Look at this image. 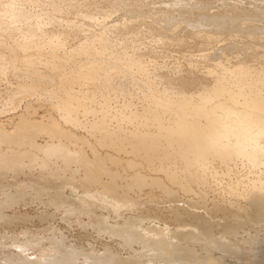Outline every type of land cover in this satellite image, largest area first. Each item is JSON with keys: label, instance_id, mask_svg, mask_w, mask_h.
<instances>
[{"label": "rangeland", "instance_id": "374dc122", "mask_svg": "<svg viewBox=\"0 0 264 264\" xmlns=\"http://www.w3.org/2000/svg\"><path fill=\"white\" fill-rule=\"evenodd\" d=\"M5 1H9L12 4L15 3L19 10H23V12L22 10L21 12L22 14L24 13V16L22 15L19 21H17L18 26L21 24L20 27H22V30L28 31V29H33L32 31L29 30L31 31L30 33L33 32V37L38 33L36 39L39 40L53 39L52 41H54L57 49L55 46L51 48H53V50L55 48L54 52L60 55L57 54V56L62 58L63 56L66 57L68 53H73L76 50L75 48H77V45L81 46V44H91L93 42L92 47L96 50L101 49L102 46L108 45L106 49H104L105 51L102 50V55L97 57L94 56L95 58L92 56L94 59L97 58L96 60H101L103 65L112 66L111 68L113 69L114 65L112 64L114 63L108 62L107 56H110V54H113V56L114 54L124 55L123 53H125V55L129 57L130 60L136 62L141 69L139 72L138 68H132L129 72L124 66H114V71L112 70L111 73H109V85L101 82H93V84L87 85L79 82L77 83V81H69V84H64V81L63 84H60V82H57L56 79L58 78L55 74V76H51L54 71L50 70L51 72L53 71V73H51L46 66L40 63H37L35 71L32 70L31 72L25 70L20 62L9 67L4 74L0 72V111H4L3 114L0 112V122L4 125L0 124L3 127L7 125L5 128L10 129V125L4 122L6 120L5 117L20 113L22 111L21 107H24V103L30 100L28 101L32 106H30V109L36 111L34 114L35 116L30 115L32 118L44 122L47 120V117L51 118V115H53L54 117L52 118H56L63 127L67 125L65 127L66 129L70 128L72 132L77 130L74 132L77 135L81 134V140L84 139L85 144H87L80 143L81 145H85L82 146V151L84 148V154L89 157L91 156V146L95 147L96 152L100 151L99 153H102L104 151L103 147L97 146L95 136L93 137V135L86 132L87 130H82L85 128H83V126H80L81 129L79 126H74L73 128L76 129H73L71 127L73 125L70 124L71 126H69L68 123L65 124L59 120L60 118L57 112H55L56 117L55 113L52 112L51 103L60 93V85H69L72 91L81 96L86 97L94 95V99L96 98L95 101L98 100L97 98L101 99L106 96L107 98H105L109 100V102L103 100L105 105L111 106L109 110L110 113L112 112V115H114L115 111H122L125 108L126 111L130 110V113L138 115L141 114L148 105H153L154 102L160 107L166 106L168 104L166 97L171 99V96L175 98L189 96L190 100L193 101L195 105L201 106L202 104L198 99V93L200 91L218 88L219 84H223V77L219 80V74L223 71L221 69L222 67L238 66L242 69H246L247 66H254V64L264 67V0H34L35 2L33 0H12L14 3L11 0ZM18 22L20 24H18ZM66 24L79 27H69L68 29ZM36 28L39 29L36 30ZM73 28H75V30ZM0 50L3 55H9L7 48L6 50ZM65 53L66 56L64 55ZM74 54L75 55L70 54L72 55V60L66 63L65 68L68 71H70V68H73V70L76 69L77 66L80 64L82 65L83 62L88 60V58L86 59L84 55L77 51ZM105 54L106 57H104ZM70 55L68 54L69 57ZM103 57L108 62L105 61L107 64L104 62ZM92 58L91 60L89 58V60L92 61ZM74 61L77 65H74ZM262 69L264 73V68ZM207 74L209 75L206 76ZM43 75L47 76L44 77ZM226 85L228 91H236L239 88L235 82H226ZM50 96L53 97L50 98ZM46 97L49 98V100H47ZM217 98L224 100L226 97L218 94L215 96L214 100L216 101ZM38 99H40V102ZM94 99L91 105L94 106V108L96 107L95 110H97L100 106L99 103H102L103 100L97 101L98 105L97 102L93 103ZM35 100L40 104H43L45 101L47 103L40 106L38 102L37 104L35 103ZM10 101L14 104L11 103L13 106H17L15 105V101H18V103L20 101L22 102L17 106L19 109L16 107L17 109L14 108V110H12L9 107ZM2 103L5 106H3ZM12 105L10 106L13 107ZM46 105L50 107L47 108ZM37 106L39 108H37ZM4 108L5 110H3ZM79 112L80 111H78L77 114L78 117L76 116L77 120L83 118L80 124L83 125L84 121H89L88 123H90L91 118L93 121L94 116H92V114L94 115L95 112H93L90 117L89 114L91 112L88 113V116L86 111H84L86 116L83 115L85 113L82 112L83 114H81V112ZM48 113H50V115ZM96 113L95 116L98 118L100 113ZM168 113L169 111H166L163 117ZM41 115H43V117ZM44 117L45 119H43ZM96 117L94 119H96ZM111 120L109 123L114 124L113 126L115 127L114 119L112 118ZM112 124L109 125L112 126ZM113 126L112 128H114ZM37 142H43V138L37 137ZM72 148H74V146ZM242 162L244 166L249 164L248 161L245 163V160ZM35 167L34 173L36 174V169L39 167ZM38 170H40V168ZM40 172H38L37 175ZM218 172L217 174L219 175H216L217 178L215 177L216 181L211 179V183L209 181V185H207L208 188L206 187L208 190L205 189V191L207 190L205 194L208 204H210L212 200L219 201L230 197L225 187H227L229 179L233 180L234 174L227 176L226 174L224 175L223 172L221 173V170ZM177 175L178 177H182L180 173H177ZM21 176L19 180H14L13 178V181L12 179L7 180L6 178L3 179L4 182L0 180V264L5 262V264H9L6 260H3V258H5V251L7 252L9 249L19 250L9 244L12 237H15L18 241L29 243L31 248L34 247L33 250L37 253L47 252V246H56L54 250L58 246L59 248L57 249L62 251L61 254L65 253L64 256L71 257L70 259L73 260L75 264H90L99 261H102L101 264H107L109 262H114L115 264H136L135 262H138L142 257L144 264H264L263 210V213L260 211L262 214L259 212L256 215L259 219H257V217L256 219L254 218L259 223L253 220L250 222L252 224L248 222L249 224L245 225L247 228L245 231H248L247 233L245 231H240L239 234L237 233L233 238L230 234H226L227 232L224 231L222 226L217 225L214 227V224L211 239L205 236V234L198 236L196 229L200 227L199 222L196 219H191L190 216L186 217L182 212L173 214V210L169 208V203L171 202L167 201L166 198L161 195L158 189V187H160L159 185H169L163 173H147L144 175L143 180H145V186H143V190H141L142 193L135 194L137 198H140V200H138L140 201L141 207L143 204L142 211L136 212L133 210L134 207H128L127 211L124 212L126 217L118 218L119 221L117 220V222H122L121 224L124 225V227H129L131 225L130 227L132 228H138V221L140 220V223H143L145 225L144 227L147 228L146 232L148 231L149 236H155V231L158 230H162L164 234L171 235L170 232L174 228L184 229L182 230L184 232L189 228L195 229L193 235L192 233L190 234V236L192 235L191 238L188 236L190 239H186L187 235L186 238H182L185 234H180L181 238L176 239L179 243L172 247V251L169 254L154 250L153 247L149 248V246L140 248L138 243L132 241L127 242L124 237L122 239L120 236H116L114 238L110 237L109 239V235L106 236V233L103 235L100 233L99 235V233H96L95 229L89 228V226H92L90 222H95V220H91V217L79 215L78 213L70 214L67 209H71L73 206L68 203L61 204L59 201L55 202L54 200L56 199L52 200V194L55 190H60L61 193L64 189L63 194H61L64 196L66 193L65 196L67 198L71 196L73 199L76 194L79 195V191L72 189L73 187L69 186L71 182L68 183L69 181L65 179L68 175H64L65 178H62L63 176L61 177V180H63L62 183L59 178V180H53L55 182H53V184L50 185L51 188L48 187V189H46L44 185L40 186L43 183L39 185L38 183L34 184L33 182H29L32 184L30 185L24 182L25 180L23 178H25V176ZM75 179H78V177L73 178V180ZM15 181H20L21 183H15ZM56 181L65 184L61 185ZM75 181L73 183H75ZM23 182L25 185L27 183V185L24 186ZM5 183L6 185H4ZM13 183L17 185L14 186ZM170 184L169 186L177 192L175 193L177 196L174 202L175 204L187 206L189 203L186 201L187 198L189 199L191 196H193V198L196 197L197 188L195 185H191L194 189L193 192L191 191V193L189 192L190 194H187L179 191L180 189H178L175 184ZM59 185H61L60 189H58ZM218 187L220 190L217 189ZM134 191H137V189H134ZM222 193L224 195H222ZM221 196L226 197L222 198ZM132 197L134 199V196ZM196 209H198L203 216L208 217L211 225L223 220L220 214L213 213L212 215L206 213L203 207ZM3 214L8 215V220ZM14 216L16 217L14 218ZM260 216L263 219H261ZM77 217H80V219ZM49 218H51V220ZM81 219L84 222L86 221V223H81ZM88 220L91 221L89 222ZM122 220L124 222L126 220V224H124ZM6 221L10 222V226ZM260 225L263 226L261 227ZM180 235L178 237H180ZM153 236H151V238ZM221 239L222 241H220ZM51 244H53V246ZM142 250H144L145 254H143V256L138 255ZM31 252L32 249L27 251L30 255ZM48 252L53 253L51 250ZM210 258H213V262ZM237 258L240 259L238 260Z\"/></svg>", "mask_w": 264, "mask_h": 264}, {"label": "bare ground", "instance_id": "6f19581e", "mask_svg": "<svg viewBox=\"0 0 264 264\" xmlns=\"http://www.w3.org/2000/svg\"><path fill=\"white\" fill-rule=\"evenodd\" d=\"M17 7L15 3L12 4L9 1L0 0V49L6 50L7 48L9 51V55L5 56L0 50L1 74L2 72L4 74L9 67H12L17 62L22 63L24 69L30 72L32 70L35 71L37 67L36 64L40 63L46 66L49 71H54V73L50 71L53 73L51 76L55 74L58 78L56 80L60 82V84H63L64 81V84H69V81H77V83L88 85L91 83L93 84V82L108 84L109 73L114 69V66H124L125 69H128L127 71H131L132 68H138L139 72L141 71L138 64L130 60L125 53H123L124 55L114 54L113 56V54H110V56H107L108 62L114 63L112 64L114 65L113 69L111 68L112 66L103 65L101 60H96L97 58L94 59V56L97 57L102 55V50L106 49L108 45L106 46L104 44L105 46L96 50L92 47L93 42L91 44H81V46L77 45L73 53H68L69 55H75L74 53L77 51L84 55L86 59L88 58V60L83 62L82 65L78 64L79 66L74 70L73 68H70V71L66 70V63L72 60V55L69 57L68 54L66 56L65 53L64 55L66 57H59L60 55L57 53L59 55L57 56L54 52L55 48L54 50L51 48L55 46L52 38L47 40L42 38L43 40H39L36 39L38 33L35 35L36 37L34 36L35 38L33 37V32L30 33L33 29H28V31L22 30V27H20L21 24L18 22V24H20L18 26L17 21H19L22 15L24 16V13L22 14L23 10H19ZM70 25L66 24L68 29L69 27L72 28L76 26L75 24V26ZM75 28L73 29L75 30ZM38 29L39 28H36V30ZM92 56L94 58H92ZM104 57H106V54ZM104 57L103 59L105 62L106 59ZM89 58L90 60L92 58V61H90ZM74 65H77L75 61ZM223 68L224 67L221 68L223 71L219 74V80L223 77V84H219L218 88L200 91L198 93V99L202 104L201 106L195 105L193 101L190 100L189 96H180L177 98L171 96V99L166 97L168 102L166 106L160 107L154 102L153 105H148V107L138 115L130 113V110L126 111V108L122 111L117 110L114 115H112V112L110 113L109 110L111 106L109 107L106 104V107L104 103V100L107 98L106 96H104V98L100 97L104 100L102 103H99L100 106H97L98 108L95 110L96 107L94 108V106L91 105L94 95L86 97L81 96L72 91L69 85H60L61 91L51 103L53 111L51 109L48 110L54 113L57 112L60 118L59 120L65 124L68 123L69 126L73 125L71 126L72 128L74 126H79V128L83 126V128L85 127L86 129L84 128L82 130H87L86 132L93 135V137L95 136L97 146L103 147L104 151H102L104 153H99L100 151L96 152L95 147L91 146V152L89 150L91 153L90 157L84 154V148L82 151V146L87 144H85L84 139L81 140V134L77 135L74 132L77 130L72 132L69 127L71 131L66 129L65 127L67 125L64 124L65 127H63L56 118H52L54 117L53 115H51V118L47 117V120H43L44 122L35 120L30 116H35L34 114L36 113V111L30 109L32 107L28 103L30 100H28L27 103L24 101V107H21L22 111L20 113L13 115L8 114L10 117H7L6 114V120L4 121L2 119L10 125H8L10 129L5 128L7 125L3 127L2 125L4 124L0 122L2 124H0V180L3 181L4 178L7 180L12 178L14 180H19L20 176L24 175V182L28 184H30L29 182H33L39 185L43 183L40 186L44 185V187L48 189V187L55 182L53 180H57L58 178L61 180L65 178L64 175H68L65 179L69 181L68 183L71 182L69 186H72V189L79 191V195L75 193L76 195L73 199L71 196L67 198L65 196L66 193L64 195L65 197L62 196L64 189L61 192L62 194L60 190H55L52 194L53 199L50 197L52 200L56 199L54 200L55 202L59 201L61 204L68 203L73 206V208L67 209L70 214L78 213L79 215L91 217V220H95V222L93 223L90 222L91 220H88L92 223V226H89V228L95 229L96 233H99V235L100 233H102V235L106 233V236L109 235V239L110 237L114 238L116 236H120L122 239L124 237L127 242L132 241L138 243L140 248L149 246V248L153 247L154 250L169 254L172 251V247L179 243L176 239L181 238L180 234H185L182 238H186L187 235L186 239H188L191 233L193 235L195 229L189 228L184 232L182 231L184 229L174 228L170 232L171 235L164 234L162 230H158L155 231V236L151 235L153 236L151 238L148 231L146 232L147 228L144 227L145 225L143 223H140V220L138 221V228H132L130 227L131 225L129 227H124V225L121 224L122 222H117L120 218L126 217L124 212L127 211L128 207H134L133 210L136 212L143 209V204L141 207L139 203L140 198H137L135 194L140 193L141 190H143V186H145V180H143L144 175L147 173H163L169 182L168 184H175V186L180 189L179 191L183 193L188 194L189 192L191 193V191L193 192L194 189L191 185L196 186V197L193 198V196H191V199L187 198L186 201L189 203L186 202L188 203L187 206L181 204L183 207L174 203L177 199L175 194L177 192L174 191L175 189L166 184L164 186L159 185L160 187H158V189L161 195H163L167 201L171 202L169 203V208L173 210V214L182 212L186 217L190 216L191 219H196L199 222L200 227L196 229L198 236L205 234V236L211 239V233L217 225L222 226L224 231L227 232L226 234H230L232 237L236 236L240 231L243 232L247 229L245 225L255 220L257 217L256 215L260 211L262 212L263 210L264 212V73L262 69L264 67L254 64V66H247L246 69H242L238 66H227V68ZM208 75L209 74L206 76ZM226 82H235L239 88L237 87L238 89L236 91H228ZM218 94L226 98L224 100L217 98L215 101L214 98ZM51 97L53 96H50V98ZM97 99L98 100L95 102L93 101V103L101 100L99 98ZM38 100L40 102V99ZM47 100H49V98H47ZM106 101L109 102V100ZM15 102L17 106L20 103H18V101ZM37 102L38 101L35 100L36 104ZM11 103L10 101V105L13 104ZM44 103L47 102L45 101ZM41 104L39 103L40 106H43V104ZM10 105L9 107L12 110L17 107L13 106L14 104L12 105L13 107ZM3 106L5 105L3 104ZM38 106L37 108H39ZM9 107L8 109H10ZM49 107L47 106V108ZM5 108L3 110H5ZM78 111H80L81 114L86 111L87 116L88 113L91 112L89 117L95 112L94 115L92 114V116H94L93 121L91 118L90 123L86 120L87 122L84 121L86 124L83 122V125L80 124L83 118H81L82 120H77ZM166 111H169V113L163 117ZM10 112L13 113L12 111ZM96 112H98V114L100 113L98 118L95 116L97 114ZM3 113L4 111L2 114ZM48 114L50 115V113ZM83 115L86 116V113ZM41 116L43 117V115ZM45 117L43 119H45ZM95 117L96 119H94ZM110 117L114 119L115 127L113 126L114 124L109 123L111 120ZM109 124H112L114 128ZM37 137L43 138V142L38 143ZM80 143H84L85 145H81ZM71 146H74V148ZM244 160L245 163L248 161L249 164L244 166L242 162ZM35 166L39 167L41 170L40 172V170H38L39 168L36 169L37 173L40 172L38 175L34 173ZM219 170L227 176L234 174L233 180L229 179L227 187H225L230 197L219 201L212 200V202L208 204L205 194L208 190L207 185H209V181L211 183V179L215 180V177L217 178L216 175H219L217 174ZM177 173H180L182 177H178ZM77 177L78 179H75L76 181L73 180V178ZM62 181L63 180L60 182L62 183ZM74 181L75 183H73ZM16 182L17 181H15V183ZM24 182L23 184L26 186L27 183L25 185ZM60 182L58 183L61 184ZM4 185H6V183ZM61 185L58 186V189L61 188ZM134 189H137V191H134ZM205 189L207 190L205 191ZM217 189H219V187ZM223 193L222 195H224ZM132 196H134V199ZM221 197L225 198L226 196ZM199 207H203L206 213L212 215L213 213L220 214L224 221L222 220L219 223H213L211 225L208 217L203 216L198 209H196ZM4 216L6 219L8 218V215L5 214ZM261 216L260 218L263 219ZM15 217L16 216H14V218ZM77 218L80 219V217ZM49 219L51 220V218ZM257 219H259V217H257ZM256 221L257 220H255V222ZM80 222L86 223V221L84 222L83 220ZM7 223L10 226V222ZM123 223L126 224V220L125 222L123 221ZM262 228L264 229V227ZM179 235L180 237H178ZM220 241H222V239ZM9 244L19 249H9L7 252L5 251V258H3V260H6L9 264H75V262L70 259L71 257L64 256L65 253L61 254L62 251L57 249L59 248L58 246L55 250L54 247L56 246H47L49 248L48 250L46 247L47 252L37 253L33 250L34 247L31 248L29 243L18 241L15 237L11 238ZM51 245L53 246V244ZM31 249L32 257L27 253V251ZM50 250L53 251V253H49L48 251ZM143 254H145L144 250L138 253L140 256H143ZM143 261L142 257L135 263L144 264ZM101 262L90 264H101ZM107 264L115 263L109 262Z\"/></svg>", "mask_w": 264, "mask_h": 264}]
</instances>
